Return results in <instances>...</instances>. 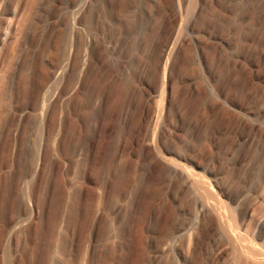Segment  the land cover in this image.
Instances as JSON below:
<instances>
[{"label":"rangeland","instance_id":"obj_1","mask_svg":"<svg viewBox=\"0 0 264 264\" xmlns=\"http://www.w3.org/2000/svg\"><path fill=\"white\" fill-rule=\"evenodd\" d=\"M161 156L264 250V0H0V264H232Z\"/></svg>","mask_w":264,"mask_h":264},{"label":"bare ground","instance_id":"obj_2","mask_svg":"<svg viewBox=\"0 0 264 264\" xmlns=\"http://www.w3.org/2000/svg\"><path fill=\"white\" fill-rule=\"evenodd\" d=\"M179 4L180 1L178 0ZM9 24V23H8ZM9 26V25H8ZM175 44L172 43L169 47L165 59V64L163 65V75L161 79V84L165 86L166 78L165 73L168 70L169 58L172 55ZM163 89V88H162ZM164 90V89H163ZM166 90V89H165ZM164 92V91H163ZM158 112L159 109L157 110ZM158 133L157 123L154 122L153 125V138L150 140L149 145L155 148L156 146V135ZM163 157V156H161ZM165 161L176 171H181L186 174V184L192 188L196 194L193 197V206L194 210L191 212H186V219H191L192 216H195V221L197 222L206 218L209 215H213L216 219L215 233L223 234L226 241L231 245L234 255V262L232 264H264V250L257 247L251 242H247L245 237L239 232H233V229L227 219L226 207L223 206L222 202L217 198L215 193L210 188V183L206 180L199 178L196 174L190 172L183 165H178L172 159L163 157ZM213 200V202H210ZM236 219V218H235ZM231 222V221H230ZM196 228L195 222L187 224L182 231L179 232L180 244L183 245L184 259H187L189 256L193 245H194V230ZM235 229V228H234ZM238 231V230H237ZM179 244V245H180ZM181 264V263H180Z\"/></svg>","mask_w":264,"mask_h":264}]
</instances>
